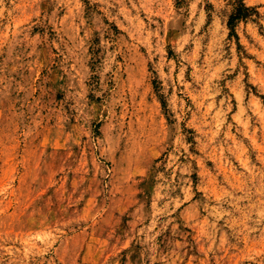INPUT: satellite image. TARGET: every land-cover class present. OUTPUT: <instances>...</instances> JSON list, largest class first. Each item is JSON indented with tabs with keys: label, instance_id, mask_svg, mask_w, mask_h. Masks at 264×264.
Segmentation results:
<instances>
[{
	"label": "rangeland",
	"instance_id": "1",
	"mask_svg": "<svg viewBox=\"0 0 264 264\" xmlns=\"http://www.w3.org/2000/svg\"><path fill=\"white\" fill-rule=\"evenodd\" d=\"M0 0V264H264V0Z\"/></svg>",
	"mask_w": 264,
	"mask_h": 264
},
{
	"label": "trees",
	"instance_id": "2",
	"mask_svg": "<svg viewBox=\"0 0 264 264\" xmlns=\"http://www.w3.org/2000/svg\"><path fill=\"white\" fill-rule=\"evenodd\" d=\"M233 9L229 16L228 26L232 29L239 21H246L256 15V11L247 7L243 0H228Z\"/></svg>",
	"mask_w": 264,
	"mask_h": 264
}]
</instances>
